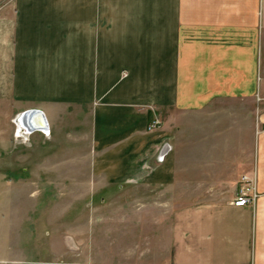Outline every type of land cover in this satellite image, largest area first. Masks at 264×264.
Instances as JSON below:
<instances>
[{"label": "crops", "instance_id": "obj_1", "mask_svg": "<svg viewBox=\"0 0 264 264\" xmlns=\"http://www.w3.org/2000/svg\"><path fill=\"white\" fill-rule=\"evenodd\" d=\"M263 25L264 0H0V131L39 111L92 181L121 183L108 196L171 198L156 207L172 216L166 252L146 264H264ZM230 94L249 102L248 154L238 142L178 168L160 113ZM241 175L256 198L234 207Z\"/></svg>", "mask_w": 264, "mask_h": 264}, {"label": "rangeland", "instance_id": "obj_2", "mask_svg": "<svg viewBox=\"0 0 264 264\" xmlns=\"http://www.w3.org/2000/svg\"><path fill=\"white\" fill-rule=\"evenodd\" d=\"M260 54L263 72L264 25ZM248 105L230 94L196 111L163 110L158 120L166 125L178 168L188 169L190 156H219L221 146L232 155L238 142L247 155ZM18 117L0 131V264H146L143 257L166 252L172 216L156 207L174 204L171 198L148 191L140 198L142 186L128 188L132 197L108 196L124 188L92 181L83 151L72 149L74 138L56 145L46 130L29 135Z\"/></svg>", "mask_w": 264, "mask_h": 264}, {"label": "built area", "instance_id": "obj_3", "mask_svg": "<svg viewBox=\"0 0 264 264\" xmlns=\"http://www.w3.org/2000/svg\"><path fill=\"white\" fill-rule=\"evenodd\" d=\"M157 125H158V121L156 119H153L146 127V129L151 130ZM253 184L254 182L251 179H249L245 175H241L239 178V187L237 190V194L233 198L231 205L234 207H243L245 205H252L256 198Z\"/></svg>", "mask_w": 264, "mask_h": 264}, {"label": "water", "instance_id": "obj_4", "mask_svg": "<svg viewBox=\"0 0 264 264\" xmlns=\"http://www.w3.org/2000/svg\"><path fill=\"white\" fill-rule=\"evenodd\" d=\"M27 116V117H26ZM27 120H26V118ZM28 117L30 119V117L32 118L31 120H33L34 118H37L40 122V124H38L37 119L35 120L36 123H34V121L30 122V120L28 121ZM20 125L23 129L27 130V131H41V130H45L46 128V124H45V120L42 116V114L39 111H28L26 113H23L20 116Z\"/></svg>", "mask_w": 264, "mask_h": 264}, {"label": "bare ground", "instance_id": "obj_5", "mask_svg": "<svg viewBox=\"0 0 264 264\" xmlns=\"http://www.w3.org/2000/svg\"><path fill=\"white\" fill-rule=\"evenodd\" d=\"M26 117H27V116H26ZM26 117H25V118H26ZM31 119H32L31 117H30V119H29V117H28V121L30 120V122L34 121V123H36V122L39 121L37 118H34L33 120H31ZM36 119H37V121L35 122ZM17 120H18V121H17V122H18V125L20 126V128H22L21 125H20V121H19V120H20V116L18 117ZM26 120H27V118H26ZM38 124H40V122H38ZM22 129H23V128H22ZM23 130H25V129H23ZM25 131H27V130H25ZM27 132H29V131H27ZM30 132H31V131H30Z\"/></svg>", "mask_w": 264, "mask_h": 264}]
</instances>
